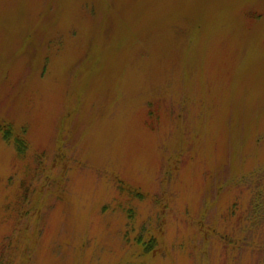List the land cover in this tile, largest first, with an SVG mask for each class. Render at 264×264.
<instances>
[{"label":"rangeland","instance_id":"374dc122","mask_svg":"<svg viewBox=\"0 0 264 264\" xmlns=\"http://www.w3.org/2000/svg\"><path fill=\"white\" fill-rule=\"evenodd\" d=\"M0 264H264V0H0Z\"/></svg>","mask_w":264,"mask_h":264}]
</instances>
